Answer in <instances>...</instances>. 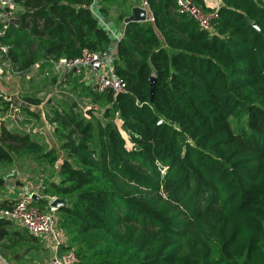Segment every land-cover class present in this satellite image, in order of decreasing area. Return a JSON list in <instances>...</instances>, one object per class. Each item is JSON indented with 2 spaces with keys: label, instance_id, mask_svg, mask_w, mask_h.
Masks as SVG:
<instances>
[{
  "label": "trees",
  "instance_id": "16d2710c",
  "mask_svg": "<svg viewBox=\"0 0 264 264\" xmlns=\"http://www.w3.org/2000/svg\"><path fill=\"white\" fill-rule=\"evenodd\" d=\"M219 1L208 30L175 0H146L153 21L129 22L114 38L94 0H13L21 11L0 36V55L16 74L113 49L124 83L114 96L87 87L84 68L69 70L64 78L91 102L85 112L100 103L103 119L94 125L74 100L44 113L65 157L54 192L44 179L42 192L67 200L56 225L70 236L60 248L70 264H264V0ZM41 146L0 123V162ZM44 155L56 173L57 155ZM7 224L0 219V240L15 246Z\"/></svg>",
  "mask_w": 264,
  "mask_h": 264
},
{
  "label": "rangeland",
  "instance_id": "374dc122",
  "mask_svg": "<svg viewBox=\"0 0 264 264\" xmlns=\"http://www.w3.org/2000/svg\"><path fill=\"white\" fill-rule=\"evenodd\" d=\"M139 1L140 0H127L125 3H120L118 0H94L91 9L94 15H96V17L98 18L100 25L109 29L112 33V36H114V38H117L124 31L123 26L125 24L122 19L123 14H129V9H131L130 6L132 7L134 3L139 4ZM53 76H57V80L54 82L51 81V77ZM25 84L26 87L31 90L30 94L42 100V104L38 106L32 105L35 110L41 108L42 111L46 113V109H58L59 107L68 108L71 105L72 100H74L77 102L82 116L86 119H90L94 125L97 121L103 119V105L97 103V105H99L98 108L96 107L97 111L93 114H87L85 112V109L91 106V102L90 100L84 98V95H86V93L82 90V85H80V83L78 82L72 83L68 79H61L59 72L56 71L55 68L45 67L40 70L36 67H33L32 70L27 72V75L25 77ZM88 86L89 85H87V87ZM37 90L40 93L37 94ZM114 120H116V117L114 118ZM34 125L36 126V123ZM46 125H48L49 135L45 136L46 142L40 144L42 145L41 150L31 152L14 151L12 154V159L10 161L0 162V177L6 175L4 177L6 180L11 179V181H14V179H17V174H15V171H10V169L12 165L17 161L16 158H18L19 156L21 157V154H24L29 159L28 163L32 165V167L30 168L32 177H36V173L40 167L44 165L49 167L47 169V173L43 172L44 174L42 179H44V181L46 182V188H49V193L54 192V190L49 187V184L53 181L58 184L60 179L58 177H55L53 164L49 163V158H51V156L46 157L44 154L50 150H53L57 155V159L55 161L56 163L58 160L60 162L63 159V157L60 158L61 156L65 157V152L63 149H61L59 135L54 133L53 128L55 127V124L50 123L46 120ZM37 127H39L41 130L40 124ZM22 132L25 133L24 130H22ZM122 135H124L123 132ZM126 139L129 141V138ZM39 163L42 165H38ZM4 185L0 186L1 190L3 188H6ZM57 226L58 230L64 235L65 244L67 245L68 238L70 237L67 230L64 227L59 226V224ZM5 228L7 229L8 235H10L14 240L17 241L15 246H10L11 242L6 238L0 240V256L8 264L49 263L52 256L49 249L46 247L45 241L41 240L38 237L27 234L22 228L11 223L7 224ZM1 245H9V248H5ZM60 254L68 255L70 253L60 252Z\"/></svg>",
  "mask_w": 264,
  "mask_h": 264
},
{
  "label": "built area",
  "instance_id": "2783aa9c",
  "mask_svg": "<svg viewBox=\"0 0 264 264\" xmlns=\"http://www.w3.org/2000/svg\"><path fill=\"white\" fill-rule=\"evenodd\" d=\"M175 2L180 10L192 17L201 28L211 29L212 20L216 17L217 13L216 8L211 11H206L192 0H175ZM14 5L13 0H0V7L3 11L4 7H8L9 9V12H4L1 17L4 25L0 29V36L4 33V30L7 28L12 18L10 16V9H12ZM138 5L147 9V20L153 21L146 0H140ZM1 50L5 52L6 48L2 47ZM111 56L112 54L106 55L101 59L98 68H95L92 62L99 58V53L84 49L80 57L73 60L60 58L55 65L57 68H63L68 71L76 68L75 73L77 75L81 73L83 68L94 69L96 71V79L94 83L91 84L94 89L98 92L111 90L115 96L124 90V83L113 70ZM160 122L161 121H158V123ZM61 162L62 161L59 163L61 164ZM42 184V178H39L35 183L32 180L27 181L25 190L13 199V203L3 205V201L0 200V219H4L22 228L27 234L45 241L46 247L49 249L52 256L48 264H66L64 261L66 255L60 254L61 246L65 245V238L56 225L57 208L50 205L57 197L45 195L42 192ZM38 200H45L47 202L45 209L42 210L40 206L36 204ZM3 264L8 263L3 261Z\"/></svg>",
  "mask_w": 264,
  "mask_h": 264
},
{
  "label": "crops",
  "instance_id": "0c3cea01",
  "mask_svg": "<svg viewBox=\"0 0 264 264\" xmlns=\"http://www.w3.org/2000/svg\"><path fill=\"white\" fill-rule=\"evenodd\" d=\"M203 1L205 6L210 9H215L220 4L219 0ZM19 11H21V6L18 4L14 5L10 11V16H16ZM56 70L59 72L60 78L65 80V70L63 68L57 67ZM26 75L27 73L25 75H18L12 71L6 61L1 59L0 55V123H2L6 129L10 131L21 133L22 130H24L25 133L29 134L33 141L43 144L46 142L45 136L49 135L48 125H46V120L42 109L38 108L35 110L31 104L24 100L25 96L32 95L30 94L31 90H29L25 84ZM95 79L96 71L94 69H85L84 76L81 81H83L85 85H89L93 84ZM114 122H116L115 125L120 131L121 135L123 132L124 135L122 136L126 140V144L129 147L130 139L129 141L126 139L129 137L122 129L121 119L116 116V120H114ZM35 123L36 126L34 125ZM39 124L41 125V130L39 127H37ZM62 157L64 158V156H61L60 158ZM16 160L17 161L12 165L10 171H15V174H17V179L11 181V179L6 180L4 178L6 175L0 177V186L5 184L4 186L6 187L5 189H0V200L3 202L7 199L13 200L16 198L25 190V185L28 180L32 179L34 183L37 182L39 178L43 177L44 173H47V169L49 168L45 165L40 167L36 173V177H32L30 173V168L32 165L28 163L29 159L24 154H21V157L19 156L16 158ZM56 163H59V160ZM38 165L42 164L39 163ZM3 261L5 260L0 256V263L3 264Z\"/></svg>",
  "mask_w": 264,
  "mask_h": 264
},
{
  "label": "water",
  "instance_id": "95a60500",
  "mask_svg": "<svg viewBox=\"0 0 264 264\" xmlns=\"http://www.w3.org/2000/svg\"><path fill=\"white\" fill-rule=\"evenodd\" d=\"M4 12L5 13H8L9 12V9L8 7H4ZM147 15H148V12H147V9L144 8V7H141L139 6L138 4L134 3L130 9V13L123 19V22L124 24H127L129 22H144L147 20ZM10 19V17H9ZM112 50H109L108 52H102L99 54V58L96 60V61H93L92 62V65L95 67V68H98V65L101 61V59H103L106 55L108 54H112ZM1 59L4 60V57L1 56ZM76 68L73 69V71H75ZM68 70H65V72H67ZM154 77L151 76L150 77V94H151V99H152V96H153V93H154ZM96 108V107H94ZM59 166L60 164L56 163L55 164V169H56V173H55V177H57V173H58V170H59ZM66 199H63V198H55L51 203L50 205L51 206H54L56 207L57 209L64 206L65 203H66ZM64 261L66 264H70V263H73L75 260L74 256L72 253L66 255L64 257Z\"/></svg>",
  "mask_w": 264,
  "mask_h": 264
}]
</instances>
